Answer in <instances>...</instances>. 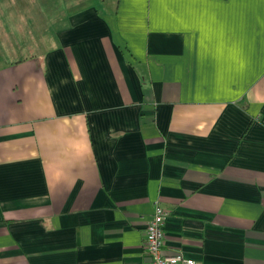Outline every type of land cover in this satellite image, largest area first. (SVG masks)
Returning a JSON list of instances; mask_svg holds the SVG:
<instances>
[{
    "label": "crops",
    "instance_id": "crops-1",
    "mask_svg": "<svg viewBox=\"0 0 264 264\" xmlns=\"http://www.w3.org/2000/svg\"><path fill=\"white\" fill-rule=\"evenodd\" d=\"M0 61V264H264V0H117Z\"/></svg>",
    "mask_w": 264,
    "mask_h": 264
},
{
    "label": "rangeland",
    "instance_id": "rangeland-1",
    "mask_svg": "<svg viewBox=\"0 0 264 264\" xmlns=\"http://www.w3.org/2000/svg\"><path fill=\"white\" fill-rule=\"evenodd\" d=\"M117 0H0V61L29 51L43 55L51 46L52 30L73 11L88 5L112 6Z\"/></svg>",
    "mask_w": 264,
    "mask_h": 264
},
{
    "label": "built area",
    "instance_id": "built-area-1",
    "mask_svg": "<svg viewBox=\"0 0 264 264\" xmlns=\"http://www.w3.org/2000/svg\"><path fill=\"white\" fill-rule=\"evenodd\" d=\"M168 210L158 202L154 203L151 217L148 219L143 239V253L148 257V264H194L192 258L183 257L179 251H163L164 232L162 224Z\"/></svg>",
    "mask_w": 264,
    "mask_h": 264
}]
</instances>
